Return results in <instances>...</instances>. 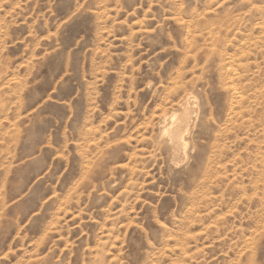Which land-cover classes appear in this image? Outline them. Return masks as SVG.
<instances>
[{
	"label": "rangeland",
	"instance_id": "obj_1",
	"mask_svg": "<svg viewBox=\"0 0 264 264\" xmlns=\"http://www.w3.org/2000/svg\"><path fill=\"white\" fill-rule=\"evenodd\" d=\"M0 264H264V0H0Z\"/></svg>",
	"mask_w": 264,
	"mask_h": 264
},
{
	"label": "bare ground",
	"instance_id": "obj_2",
	"mask_svg": "<svg viewBox=\"0 0 264 264\" xmlns=\"http://www.w3.org/2000/svg\"><path fill=\"white\" fill-rule=\"evenodd\" d=\"M263 26V25H262ZM232 60V59H231ZM230 66V65H228ZM233 72V70H232ZM236 88V87H235ZM238 89V88H237ZM236 90V89H235ZM233 88V91H235ZM232 91V93H233ZM237 91V90H236ZM235 91V92H236ZM240 91V90H239ZM241 92V91H240ZM238 93V92H237ZM241 95L237 96L238 99H240ZM235 99V98H234ZM237 99V100H238ZM198 102V101H196ZM239 102V101H238ZM236 102V103H238ZM193 98L192 97H188L184 103H182L180 105V111H181V115L177 116L176 114H173L170 117L165 116L164 117V121H163V125L161 127V132H162V138L168 140L169 142H171L173 144V146H175V148H185V141H184V130L188 127L189 124V117L190 114L192 112V105L193 104ZM198 108V107H197ZM199 112V111H198ZM197 112V114H198ZM195 113V112H194ZM192 116V115H191ZM197 117V116H196ZM191 118V117H190ZM196 120V119H195ZM196 122V121H195ZM194 123V122H193ZM190 125V124H189ZM193 126V125H192ZM194 129V127H193ZM186 131V130H185ZM188 133V132H187ZM193 133V132H191ZM186 134V133H185ZM161 138V137H160ZM189 141V139H188ZM187 142V141H186ZM189 145V144H188ZM192 150V149H191ZM183 151V150H182ZM186 152V150H185ZM185 157V156H184ZM188 157V156H187ZM174 160V159H173Z\"/></svg>",
	"mask_w": 264,
	"mask_h": 264
}]
</instances>
